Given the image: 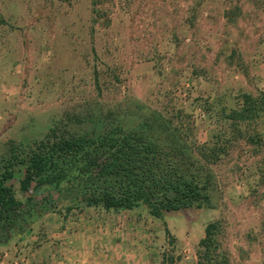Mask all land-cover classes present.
<instances>
[{"label":"rangeland","instance_id":"374dc122","mask_svg":"<svg viewBox=\"0 0 264 264\" xmlns=\"http://www.w3.org/2000/svg\"><path fill=\"white\" fill-rule=\"evenodd\" d=\"M92 1L0 0V158L51 129L146 128L158 115L190 145L227 147L212 166L210 204L166 213V264H203L199 242L211 221L220 222L216 257L264 264V107L237 124L226 115L244 94L263 97L264 0H98L100 15ZM21 175L13 184L25 202L35 194L22 190ZM46 195L55 211L73 204Z\"/></svg>","mask_w":264,"mask_h":264},{"label":"trees","instance_id":"16d2710c","mask_svg":"<svg viewBox=\"0 0 264 264\" xmlns=\"http://www.w3.org/2000/svg\"><path fill=\"white\" fill-rule=\"evenodd\" d=\"M92 3L100 15L98 0ZM243 98L240 108L226 113L234 124L258 113L259 103L264 107V93L260 101L249 94ZM226 152L218 141L190 145L180 129L158 115L146 128L132 129L124 123L97 134H59L51 129L27 146H13L0 158V241L13 230L25 231L41 213L55 211L47 190L63 193L73 203L62 211L78 204L105 210L144 205L152 216L163 218L165 213L208 206L215 184L212 166ZM20 172L22 190L36 195L25 202L17 198L13 184ZM219 232V221L205 226L199 242L203 264H229L226 256L215 255Z\"/></svg>","mask_w":264,"mask_h":264},{"label":"crops","instance_id":"0c3cea01","mask_svg":"<svg viewBox=\"0 0 264 264\" xmlns=\"http://www.w3.org/2000/svg\"><path fill=\"white\" fill-rule=\"evenodd\" d=\"M143 214L86 206L49 211L28 235L0 245V264H166L160 246L165 225L157 223H167L166 213Z\"/></svg>","mask_w":264,"mask_h":264}]
</instances>
